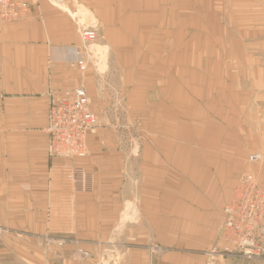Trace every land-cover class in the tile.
<instances>
[{"label":"crops","instance_id":"0c3cea01","mask_svg":"<svg viewBox=\"0 0 264 264\" xmlns=\"http://www.w3.org/2000/svg\"><path fill=\"white\" fill-rule=\"evenodd\" d=\"M24 1L30 5L25 18L0 19V264H151L137 248L114 245L121 240L152 239L153 231H163L169 208L174 206L169 202L170 191L177 194L173 214L183 220L178 193L183 191L186 170L185 128L186 123L200 127L194 121L203 107L200 102L187 103V89L191 87L192 97L198 95L192 79L197 75L199 81L197 70L211 64L209 80L231 81L249 95L244 55L201 54V49L214 45L225 48L231 39L222 34L216 20L207 18L213 0ZM229 13L226 9V19L233 23ZM80 17L88 23L81 24ZM82 26L91 27L95 34L89 44L82 41ZM98 48L112 50L118 63H138L146 69L144 93L131 90L126 104L133 116L144 117L145 149L123 151L126 138L101 126L88 137L86 159L74 163L52 159L44 130L50 93L88 86L95 64L90 59L99 61L103 52ZM93 50L96 56L90 55ZM75 51L84 54L85 70L73 63L70 52ZM256 74L254 80L264 79V73ZM260 89L256 95L264 92ZM190 112L197 113L195 119ZM255 124L244 126L246 153L249 139L257 143L264 135ZM127 140L137 144L141 139L128 136ZM254 153L264 156V148L249 153L247 159ZM222 155L203 154L196 159L211 161L210 175L218 159L228 161L217 172L226 176L232 156ZM73 165L92 175L90 191H74ZM256 175L264 188L262 168ZM239 179L225 204L231 201ZM50 237L76 241L89 257L76 260L72 244L46 251L39 241ZM121 255L123 260H115Z\"/></svg>","mask_w":264,"mask_h":264},{"label":"rangeland","instance_id":"374dc122","mask_svg":"<svg viewBox=\"0 0 264 264\" xmlns=\"http://www.w3.org/2000/svg\"><path fill=\"white\" fill-rule=\"evenodd\" d=\"M212 3L207 18L212 17L214 21L216 20V25L223 27L222 34L227 33L231 39L228 38L230 40L226 41L227 47L214 45L201 49V54L207 53L213 57L244 55V72L249 73L244 85H247L249 95L245 94L246 91L237 89L231 81L219 80L215 84L213 79L209 80L208 72L211 64H203L202 69L197 70L201 73V79L198 81V76L195 75L197 79H192V83L194 82L195 87L199 83V86L194 87L193 90L198 93L196 97H200L198 99L192 97L190 87L187 89L190 95L187 103L195 106L200 102L203 107L197 120H193L195 124L200 122V127L186 123L185 128L186 170L183 191L178 193V199L184 206L183 220L180 216L177 218L176 213L173 214L177 211L175 208L177 194L170 191L169 202H174V206L172 209L169 208L163 231L159 229L153 231L152 239L136 240V242L121 240L114 245L117 248H137L146 254L151 264H264V259L249 261L239 254L225 253L220 233L221 209L231 196L237 179L250 173L256 175L261 168L264 174V160L260 164H251L249 157L247 159L249 153L264 148V135L259 136L257 143H253L250 138L249 151L244 152V126L247 123L249 126L256 123L264 133V92L256 95L260 88L263 87L264 90V79H253L256 73H264V0H213ZM226 9L230 10L233 23H229L226 19ZM84 23L88 22L84 21ZM212 35L214 36V33ZM187 38L190 39L191 36L187 35ZM237 41L242 42L241 46ZM98 50L103 51L101 56H98L100 60L90 59L96 64L90 65L91 81L88 86L83 85L88 93L90 92L91 109L99 118L96 131L102 126L113 134L125 137L126 140L121 144L123 151L134 153L144 151L143 138L148 132L144 117L133 116L126 104L129 105L131 90L140 89L144 93L146 69L138 63L116 62V56L113 57L110 49L109 52L107 49L98 48ZM95 53L96 50L90 51L91 56L93 54L96 56ZM233 66L236 67L234 64ZM140 104L143 105V101H140ZM187 114L193 115L194 119L197 115L194 112ZM192 117L189 118V122H193ZM210 135L214 138H210ZM128 136L141 140L135 144L127 140ZM200 153L201 155L221 153L222 156H232L229 162L231 166L229 175L217 173L219 167H224L228 162L220 159L216 161L217 168L212 170L213 174L210 175L208 172L212 166H209L211 161L197 160V157H201ZM199 171L206 174H199ZM143 215L142 211L141 216ZM141 223L142 219L138 220L137 226L139 227ZM61 241L65 242L64 245L59 244ZM39 242L46 251L51 247L63 249L72 244L75 247V259H86L76 256L77 248L80 247L76 241L50 237ZM124 258L125 256L121 255L115 257V260L121 261ZM111 264H114V261Z\"/></svg>","mask_w":264,"mask_h":264},{"label":"built area","instance_id":"2783aa9c","mask_svg":"<svg viewBox=\"0 0 264 264\" xmlns=\"http://www.w3.org/2000/svg\"><path fill=\"white\" fill-rule=\"evenodd\" d=\"M62 4L63 0H53ZM30 5L24 0H0V19L13 22L25 18ZM95 37L91 27H81V38L89 44ZM73 63L81 70L87 68L84 54L70 52ZM47 112L48 155L52 159L74 163L88 156V137L98 125L99 118L91 109V98L85 86L64 89L58 94L50 93ZM264 160L262 153L249 156V163L260 164ZM72 186L75 192H87L92 189L93 177L84 168H72ZM222 225L220 229L223 251L227 254H239L246 260L264 259V188L254 174L243 175L233 191L231 201L221 209ZM53 242V240H48ZM64 241L59 244L64 245ZM76 256L87 258L88 252L78 247Z\"/></svg>","mask_w":264,"mask_h":264},{"label":"bare ground","instance_id":"6f19581e","mask_svg":"<svg viewBox=\"0 0 264 264\" xmlns=\"http://www.w3.org/2000/svg\"><path fill=\"white\" fill-rule=\"evenodd\" d=\"M84 21H86V20H84V17L83 18L80 17V23L83 25H86V23H84Z\"/></svg>","mask_w":264,"mask_h":264}]
</instances>
